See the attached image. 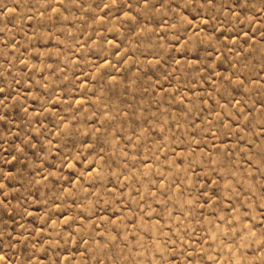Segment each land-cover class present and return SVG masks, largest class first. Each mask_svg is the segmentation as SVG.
Here are the masks:
<instances>
[{
	"label": "rangeland",
	"instance_id": "374dc122",
	"mask_svg": "<svg viewBox=\"0 0 264 264\" xmlns=\"http://www.w3.org/2000/svg\"><path fill=\"white\" fill-rule=\"evenodd\" d=\"M0 264H264V0H0Z\"/></svg>",
	"mask_w": 264,
	"mask_h": 264
}]
</instances>
